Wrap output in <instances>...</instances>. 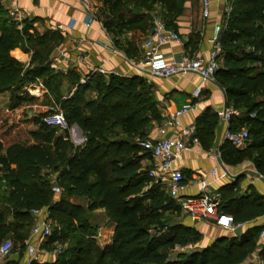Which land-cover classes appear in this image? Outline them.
I'll return each mask as SVG.
<instances>
[{"label": "trees", "instance_id": "trees-1", "mask_svg": "<svg viewBox=\"0 0 264 264\" xmlns=\"http://www.w3.org/2000/svg\"><path fill=\"white\" fill-rule=\"evenodd\" d=\"M184 1L152 0L166 15H153L150 30L155 16L178 30L176 18L183 12ZM239 1H234L225 26L230 28L229 32L223 36V31L219 40L220 61L224 64L220 63L216 75L236 111L231 128H241L247 123L254 127L248 129L250 137L245 149L225 144L241 157L251 159L264 174V97L252 99L264 91V0H249L246 8L234 14ZM137 6L141 8L142 4ZM101 14L104 27L116 36L140 28L145 18V14L133 13L125 0H103ZM40 20L34 17L18 22L9 16L8 8L0 0V94L9 92L12 99L19 101L27 86L40 80L57 97L69 124H77L86 140L75 145L68 132L59 133L58 128L46 124L43 118L48 112L35 118L38 128L32 132L34 142H13L5 146L0 138V240L12 232L25 247L32 226L26 219L34 216L33 210L47 208L49 218L60 213L70 221L65 232L69 246L51 264H104L107 256L115 264L246 262L259 249L257 232L221 236L209 246L170 256L177 245L198 243L201 233L181 222L173 223L168 234L161 237L153 232L168 219L166 210L172 204H179L162 181L156 177L153 181L147 176L154 165L142 163L146 158L151 159V155L141 142L149 139L153 122L161 123L163 119L152 85L140 76L110 74L106 77L101 72L89 75L81 83L77 72L66 75L55 72L42 49L49 42L54 49L63 37L57 30L51 35L40 33L34 26ZM242 40L251 47L250 51L237 52L238 42ZM197 42L192 35L185 46L194 53ZM19 47L31 53L29 63L17 58ZM125 52L129 54L130 47ZM56 76L73 80L75 91L62 95L63 80L56 81ZM92 91L96 94L89 96ZM210 119L216 121L215 115L211 114ZM112 125L119 126V136L110 135L116 134L111 130ZM51 170L59 173L57 181L63 189L57 201L46 178ZM237 187L233 183L221 188L220 212L231 215L236 225L263 215L264 196L255 193L238 196ZM72 196H81L87 202L72 201ZM98 208H104L114 222L112 240L101 251L90 238L94 236L86 234L92 229L89 213ZM9 213L13 220L8 218ZM16 219L25 222H15ZM61 238L54 227L53 235L46 242L51 246L57 239L63 244ZM94 254L98 255L96 262L87 259ZM259 255L264 261V245Z\"/></svg>", "mask_w": 264, "mask_h": 264}, {"label": "crops", "instance_id": "crops-1", "mask_svg": "<svg viewBox=\"0 0 264 264\" xmlns=\"http://www.w3.org/2000/svg\"><path fill=\"white\" fill-rule=\"evenodd\" d=\"M211 1V14L208 18L202 17L201 0L198 6V14L190 12L187 16L182 15L178 18L177 31L180 33L183 43L165 45L162 52L166 53L167 57L189 52L185 42L193 35L191 33L194 31L202 36L201 40L197 39V41L199 40L197 42L198 49L195 52L206 59L210 57L214 46V26L223 14V3L218 0ZM9 2V0H3L5 6ZM15 5L21 13L33 15L42 20H49L54 30L62 34L63 39L55 46L52 54V65L55 72L65 75L71 71L77 72L81 83H84L89 75L101 72L106 77L110 74L122 77L140 76L145 79L148 85H152L153 95L162 104L163 119L157 125L153 122L154 127L148 132V140L161 137V130L165 129L166 137H181L191 143L190 148L185 150L181 157L174 162V168L181 169L185 176L187 188L182 193L183 197L198 195L202 192L199 184L201 178L208 181V192L220 193L224 186L237 183L238 196L244 193L264 196V178L259 176L260 172L254 162L249 158L241 157L240 153L233 152L223 140L226 126L217 111L227 106L231 107L233 102L228 99L225 88L218 81L202 83L195 74L171 78L141 76L138 61L142 56V49L141 44L135 43L131 37L134 31L125 32L118 36L113 35L107 31L99 19L94 18V9L86 10L81 0H18ZM6 7L9 8L10 6ZM89 15H93V18L90 19ZM193 36L195 37V35ZM127 47H130L129 54L125 52ZM23 53L25 57L19 59L29 63L31 53ZM66 81L69 80L66 79ZM200 84H202L201 90L196 92ZM40 86L37 85V91L42 94L38 97L44 98L48 95L52 97V93L44 85L40 84ZM75 89L76 87L73 90ZM91 93L89 96L96 94L95 91ZM6 94L10 93L6 92L0 95ZM56 104L60 106L58 102ZM191 105L194 107L178 116L176 121L170 119V114ZM211 114L215 115L216 121L210 119ZM82 135V130H75L70 133L71 140L77 145L82 143ZM194 138L199 139V144L193 143ZM239 149L243 150L245 147ZM142 163L144 166L154 165L152 160L148 158L144 159ZM152 169L154 166L151 167ZM212 170H215V174L212 173ZM158 179L162 181L165 187L168 186V175ZM177 203L179 204L178 200ZM183 215L185 218L184 222L181 223L194 227L203 234L208 228V224L213 225L218 232L211 240L210 238L207 239L202 247L211 245L221 236H239L256 232L259 235V249L264 245V241L260 238V233L264 229V214L242 223L240 227L234 224L231 215L224 213H221L223 219L219 221H198L184 212ZM238 228H241L240 234H236ZM212 231L214 230L212 229ZM110 232L111 240L114 234V226ZM34 237H36V241L27 242L22 252H11L9 258L0 264H25L28 258L33 259V264L37 262L51 264L54 262L57 255L54 254L53 248L47 242V246L42 245L40 241L42 238L39 236ZM110 240L105 241V246L98 242L99 247L103 249L110 244ZM260 260L263 261L262 258ZM255 262L256 260L251 257L243 264H255Z\"/></svg>", "mask_w": 264, "mask_h": 264}, {"label": "built area", "instance_id": "built-area-1", "mask_svg": "<svg viewBox=\"0 0 264 264\" xmlns=\"http://www.w3.org/2000/svg\"><path fill=\"white\" fill-rule=\"evenodd\" d=\"M218 1L223 3V14L221 19L215 23L214 46L208 59L198 55L197 52L192 53L190 51L178 56L167 57L166 53L162 52V48L170 43H183V39L180 33L176 29L169 27L162 17L155 16L152 29L140 45L142 49V56L138 61L140 75L171 78L195 74L201 79L202 83L215 80L221 60V45L219 40L224 27L228 23L235 0ZM211 8V0H201V14L203 18L206 19L210 16ZM89 18L92 19L93 15H89ZM36 83L43 85L40 80ZM201 85L197 87L196 92H200ZM193 107V105L186 106L182 110L170 114L169 117L172 121H176L178 116L186 113ZM217 113L226 126L223 140L238 148L246 147L250 137L248 128H231L232 120L236 115L234 108L227 106L218 110ZM43 121L62 132H69L71 130V125L65 114L61 111H49L44 116ZM166 133V130L162 129L161 137L141 142L142 146L150 152L151 160L154 164V169L149 172L150 176L162 178L168 175L167 192L178 200L182 212L190 215L194 220L219 221L223 219L220 212L221 195L220 193L207 191L209 183L205 178L199 180L202 189L200 194L182 196V193L187 188V184L185 183V176L182 170L174 168V162L181 157L185 150L190 148L191 143L181 137H166ZM85 140L86 137H83L82 141L84 142ZM193 143L199 144V139L194 138ZM212 173L215 174V170H212ZM259 176L264 178V174L262 173H259ZM43 209L33 210V214L36 216V223L32 227V235L48 240L53 235L54 225L50 221L48 214L41 216ZM241 225L238 224L236 226L240 227ZM260 238L264 241V229L260 233ZM51 247L55 255H59L64 250V245L57 239L52 241ZM12 249L13 241L11 239H7L0 244V262H4L9 258ZM25 264H33V259L28 258ZM257 264H264V262H258Z\"/></svg>", "mask_w": 264, "mask_h": 264}, {"label": "rangeland", "instance_id": "rangeland-1", "mask_svg": "<svg viewBox=\"0 0 264 264\" xmlns=\"http://www.w3.org/2000/svg\"><path fill=\"white\" fill-rule=\"evenodd\" d=\"M9 1L10 2L7 3L6 6H10L9 8L8 7L7 8L9 10V16L12 19L17 20L18 22H23L25 20L29 21L32 18H34L33 15H26L24 13H21V11L15 5L18 0H9ZM81 1H82V4L85 6L86 10H88V9L92 10V8H93L94 14H95L94 18H97L101 21L102 17L100 18V16H102L101 8L103 6V0H81ZM125 2L129 5V7L131 8L133 13L145 14V18L142 21V26H140V28L133 30L134 32L131 34V37L134 39V42L135 43L139 42V44H141L142 41L144 40L145 36L150 31V26L152 23L151 22L152 16L157 15V14H162L163 16H165L166 14H165L163 8H161L158 4L152 2V0H148V1H146V0H125ZM238 3H239L238 7H236L237 4L235 6L234 14L238 13L241 9L246 8L249 5V0H240ZM137 4H142V7L139 8L137 6ZM199 4H200V0H186V1H184L183 12L181 15H179L176 18V20H178V18L182 15L187 16L190 12L192 14H195V13L198 14ZM230 16H231V14H230ZM34 26H36V28L39 30L40 33L51 35L52 32L54 31L53 26L51 25L49 20H46V19L37 21L34 24ZM229 30H230V28L224 27V29H223L224 32L222 31L223 36H225L229 32ZM191 34L195 35L196 39L201 40L202 36L199 33L197 34L194 31ZM243 42H244L243 40L238 42V47H239V49L237 50L238 53L239 52H242V53L248 52L251 50V47L246 45V44H243ZM53 47H54L53 43L49 42L48 47L45 49H42V52H44V54L48 57L51 64L53 62V59H52ZM17 50L20 51L19 54H21V55L23 54L22 58H24L25 57V55L23 53V52H25L24 48L19 47V48H17ZM17 58H20V57L18 56ZM219 63H221V65H222V64H224V61L222 60ZM52 67H53V65H52ZM60 80H63V86L60 89V92L62 95L71 94L75 91V90H73L75 88V83L73 82V80L72 81H66V79L63 78L62 76H56V81H60ZM215 80L218 81L217 75L215 76ZM37 85L39 87H41L39 83H33V84L28 85L26 90L21 93V98L19 101H17L16 99H12L11 94L0 95V138L3 140L5 146H8L9 144H11L13 142H26V143L34 142L32 132H33V130H36L38 128V125L35 123V118L37 115H40L42 113L49 112V111H61L65 114V110L61 106H58L56 104L57 103V97L54 94H52V97L49 95L47 97H44V98L42 96L38 97V95H41L42 93L37 91L38 90ZM34 91H37V93H34ZM262 97H264V91H261L258 94L253 95L252 99L255 100V99L262 98ZM158 109H159V112L162 114L163 108H162V104L159 101V99H158ZM154 122L157 125V121H154ZM243 125H244V127L248 128V129L254 127V125L252 123H250V124L247 123V124H243ZM75 130H82V129L77 124H72L71 130L68 133L70 134ZM111 130L116 132V134L110 133V135L112 137L119 136L118 135V133H120L119 132L120 131L119 126L112 125ZM58 132L64 133L61 130H58ZM82 136L85 137L84 133ZM82 143H83V141H82ZM74 144L77 145L76 143H74ZM70 151L71 150H69L68 152H70ZM58 174H59L58 172H54L53 170H51L49 175L46 177L48 180V186L53 190V198L55 201L59 200V198L63 192V189L59 186L58 181H57ZM147 176L150 179H152L153 181L155 180V177L150 176L149 173ZM71 200L75 201V202H79V203H86L87 202L81 196H72ZM45 210H47V212H45ZM47 214L49 217L50 212L48 211L47 208H44V212H42V216H45ZM165 214L168 217V219H166L163 222V224H161L158 228H156L153 231L156 236L161 237L163 235L168 234L170 227L172 226L173 223L184 222L185 217L183 215V212H182L180 206L177 205L176 203L172 204V207L170 209L166 210ZM8 218L10 220H13L12 219V213H9ZM49 219L52 222V224L54 225V227L56 228V232L59 235H61V237H62L61 239L63 241L64 248H67L69 246V244H68V238L65 236V232H66V228H67L70 221L64 215H62L60 213H55ZM27 220L32 223V226H31L30 232L28 234V238L25 242V247L27 245V242L32 243V242L37 240L36 237H34L32 235V227L36 223V216L34 215L32 218L26 219V221ZM19 221L20 220H18V219L15 220V222H19ZM22 221L25 222V220H21L20 222H22ZM88 222H89L90 227H92V229L89 230V232L87 231L86 234H89V236H91V235L94 236V237H90V238L93 241H95V245L98 247V249L100 251L106 250L108 245L102 249L99 247L98 242L102 246H105L104 245L105 241L110 240V234H111L110 231L112 230V228L114 226L113 220L110 219L106 215V211L104 208H98V209H95L94 211H91L89 213V221ZM214 228L215 227L213 225L208 224V228L205 229V233H207V234H205V233L203 234L200 232L201 233V239H200V241H198V243H196V244L190 243V244H187L186 246L177 245L175 247V249L170 251V256L175 257L179 251H189L193 248H202V246L207 241V239L210 238V240H211L215 236V234L218 233ZM212 229L215 232L212 231ZM15 232H17V231H15ZM14 234L11 232L10 234L5 235L0 240V244L7 239H11L13 241L12 252L13 253L22 252L23 248H25V247H23L24 243L21 239L15 237ZM204 235H206L208 237H205ZM40 241H41L42 245L47 246L45 239H41ZM258 252H259V250H258ZM258 252L253 253L251 256L253 258V260H256L257 263L262 261V260H260L261 257L259 256ZM96 258H98V255L94 254L91 258H87V259L92 260V262L93 261L96 262ZM256 262H255V264H256ZM105 263L106 264H115L114 262H112L110 260L109 256H107V259L104 262V264ZM36 264H41V263L37 262Z\"/></svg>", "mask_w": 264, "mask_h": 264}, {"label": "water", "instance_id": "water-1", "mask_svg": "<svg viewBox=\"0 0 264 264\" xmlns=\"http://www.w3.org/2000/svg\"><path fill=\"white\" fill-rule=\"evenodd\" d=\"M168 137H170V136H168ZM241 233V228H238L237 230H236V234H240Z\"/></svg>", "mask_w": 264, "mask_h": 264}, {"label": "bare ground", "instance_id": "bare-ground-1", "mask_svg": "<svg viewBox=\"0 0 264 264\" xmlns=\"http://www.w3.org/2000/svg\"><path fill=\"white\" fill-rule=\"evenodd\" d=\"M18 56H19L20 58H22L23 54L21 55V54L18 53Z\"/></svg>", "mask_w": 264, "mask_h": 264}]
</instances>
